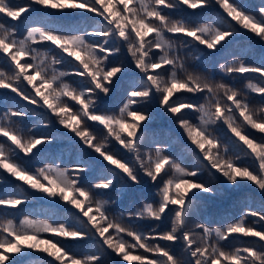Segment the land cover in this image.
Returning a JSON list of instances; mask_svg holds the SVG:
<instances>
[{"label": "snow or ice", "instance_id": "snow-or-ice-1", "mask_svg": "<svg viewBox=\"0 0 264 264\" xmlns=\"http://www.w3.org/2000/svg\"><path fill=\"white\" fill-rule=\"evenodd\" d=\"M181 6L193 13L219 11L211 22H188L171 15ZM69 13H91L99 20L94 27L61 23ZM241 32L264 48V2L251 9L244 0H0V90L33 106H9L0 115V264H40L32 252L50 258L43 264H264V211L248 208L222 228L199 222L188 227L196 205L216 195L205 173L228 191L249 182L264 194V55L258 65L241 57L219 63L223 75L217 80L215 74L189 71L180 51L190 48L197 61L215 59ZM122 48L140 76L130 83L118 112L99 111L127 70L110 60ZM245 74L257 79L250 78L242 92L229 78ZM67 77L79 78L78 86ZM249 93L262 103L253 107ZM154 104L190 142L186 151L195 158L192 166L184 163L183 152L172 153L170 141L161 142L162 133L152 127L149 106ZM186 111L197 114L196 122ZM29 117L36 118L32 126L22 127ZM57 125L65 130L57 129L59 136L79 153L67 166L64 153L52 150L57 135L36 134ZM116 145L130 160L114 151ZM33 159L42 163L34 171ZM146 182L156 186L158 199L118 217L109 214L110 202L119 205ZM37 199L74 209L72 219L24 214L17 224L8 218L13 215L8 210ZM125 216L157 227L137 231L123 223ZM246 217L254 218L252 224ZM165 219L169 229L158 231ZM234 235L255 239L226 251L222 242ZM88 240L94 250L71 251L76 242ZM176 244L183 248V260L170 247Z\"/></svg>", "mask_w": 264, "mask_h": 264}, {"label": "trees", "instance_id": "trees-1", "mask_svg": "<svg viewBox=\"0 0 264 264\" xmlns=\"http://www.w3.org/2000/svg\"><path fill=\"white\" fill-rule=\"evenodd\" d=\"M244 2L249 5L251 9H255L259 6L264 0H244ZM167 11V10H165ZM218 8L211 9H201L197 10L193 13L191 10L184 9L181 6V10H173L171 15L174 19H184L188 22H198L201 20H207L211 22V18L214 17ZM99 20V17H94L91 13H83V14H73L69 13V15L63 20L61 23H73L80 24L82 27H94L96 22ZM20 31L23 33L25 31V26L20 25ZM96 39V38H90ZM181 39H185L181 37ZM180 48L179 45H177ZM44 47V46H41ZM182 55L185 57V66L189 71H196L198 73L204 75H213L215 74V78L219 80L222 73H219L218 67L219 63H227L229 60H232L234 57H241L248 64L258 65L261 59V56L264 55V48H261L260 43L257 41V38L252 36L251 39L245 37L244 33L241 32L238 34V37L235 41H233L232 45L221 54L217 55L215 59L205 56L201 60L197 61L195 58V54L192 52L190 48H180ZM207 51V50H205ZM115 64H124L127 69L123 77L121 78L120 83L117 87L112 91L111 95L105 99L103 103L99 105L98 110L102 112H118L119 107L122 105L124 99H126V92L129 89L130 83L137 79L140 76V73L135 70L134 65L131 62V57L127 53L126 48H122L121 52L114 58L110 57ZM61 70H64L62 68ZM255 81L257 79L255 74H245L244 76L235 75L232 78H229V82L234 83L235 87L240 89L242 92L246 91L245 85L247 84L249 79ZM79 78L76 77H67L66 82L71 84L73 87H77V81ZM185 98H189L187 94ZM12 96L15 97V94L8 92L7 90H0V115L3 114L4 111L7 110V107H21L24 110H30L33 106L27 105L23 101H19L18 97H15L13 101L6 100L5 97ZM191 99H195V97H191ZM249 103L256 107L260 103H262V98L257 96L256 94L249 93L248 94ZM73 103V102H69ZM78 107V106H75ZM149 110L154 113V122L152 127L162 133L160 139L163 141H170L171 150L174 155L179 156L183 152L184 163L188 166H192L195 162V158L191 155L190 152L186 151V146L191 147L190 142L187 141L186 137H183L182 131L177 129L176 126L172 123V119L170 116H164L162 110L158 109L157 105H150ZM187 118L191 119L193 122H196L197 114L194 112H185ZM35 117L27 118L24 123L21 125L31 127L34 122ZM91 124V122H89ZM94 129H99L98 125H91ZM59 126H55L54 128H49L47 130L40 129L36 130V134H41L44 131L51 132L54 135H57L58 142L56 145L52 146V150L56 152L64 153V162L65 165H69V161L71 158H75L79 153L75 149V145L70 143L68 140L63 139L59 136V132H63L65 130L59 129ZM222 132L227 134L228 137L231 136L230 133L227 132V128L221 125ZM250 135L259 138L261 136L260 133L255 132L252 129H248ZM166 133V135H165ZM99 134V133H98ZM4 138H0L2 140ZM234 139V138H232ZM115 142H113L114 144ZM167 146V145H165ZM145 151L148 149L145 148ZM87 151V150H86ZM114 151H119V153L125 158L130 160L129 154L124 152V150L119 149V146L116 145ZM41 159H44L42 157ZM27 160V158H25ZM246 162V161H245ZM32 170L35 168L41 167L42 163L37 162L35 159L31 162ZM204 180L210 182L212 186L216 189V195L211 197H206L209 199L207 201L204 199L200 203H198L193 211L188 227L191 229L193 225L197 222L206 223L212 228L224 227L226 224L235 222L240 216L244 215L245 211L248 208H251L255 211H264V194H261L260 191L249 182H241L239 190L232 192L228 191L224 188L223 185L219 184L215 180H211L207 173L204 174ZM87 186V185H86ZM2 191V190H0ZM157 188L151 182H146L141 185L139 188H136L129 192V194L123 198L119 205L109 203L108 211L109 214L113 217H118L120 213L134 211L137 208L141 207L144 202H152L156 199ZM113 199H115V194H113ZM66 205L54 206L50 204L46 199H37L30 200L25 206H22L18 211L17 210H8L12 212L13 215L8 216L10 219H14L18 224L19 220L22 218L24 214L30 215L33 219H50V220H58V219H72L70 213L74 212V209H68ZM55 214V215H53ZM0 219H3L0 216ZM246 223L252 224L254 218L246 217ZM123 223L129 224L132 223L135 225V230L141 231L144 233L151 232L154 227H157L155 222L148 220H139V221H129L127 216L124 217ZM264 223V222H262ZM259 227V225H257ZM170 227V220L165 219L162 223L159 224L157 230L158 231H166ZM111 231V230H110ZM45 238L48 239H58L51 237L49 234H44ZM125 239L131 241L130 237L125 236ZM255 238H243L238 235H234L229 238L227 241L222 242V246L226 251H231L236 247H240L245 244L247 241L253 240ZM64 243L69 244L73 243L70 241H64ZM150 243H156V241H150ZM161 244H165V242H159ZM172 251L174 255L180 259H184L183 248L180 244L171 245ZM95 245L93 241H81L76 242L75 246L71 248V251L76 255L85 254L91 250H94ZM131 251V250H130ZM139 253H143L142 249H137ZM33 257L40 258V264H43L44 261L50 259L44 253H31ZM136 254V251L133 252ZM144 255H149L143 253ZM112 259L119 261V258L112 257ZM119 264H126V262L119 261ZM135 264V262H132Z\"/></svg>", "mask_w": 264, "mask_h": 264}, {"label": "rangeland", "instance_id": "rangeland-1", "mask_svg": "<svg viewBox=\"0 0 264 264\" xmlns=\"http://www.w3.org/2000/svg\"><path fill=\"white\" fill-rule=\"evenodd\" d=\"M207 201H209V199L208 198H205Z\"/></svg>", "mask_w": 264, "mask_h": 264}]
</instances>
